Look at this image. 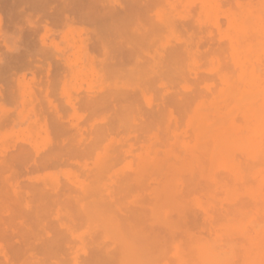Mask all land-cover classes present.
<instances>
[{
    "label": "rangeland",
    "instance_id": "rangeland-1",
    "mask_svg": "<svg viewBox=\"0 0 264 264\" xmlns=\"http://www.w3.org/2000/svg\"><path fill=\"white\" fill-rule=\"evenodd\" d=\"M262 2L0 0V264H207L218 246L226 261L216 263L264 264L261 176L243 187L224 173L218 186L212 173L183 172L169 176L180 188L162 203L164 175L141 164L184 161L207 100L228 88L233 53L251 39L237 38L230 17Z\"/></svg>",
    "mask_w": 264,
    "mask_h": 264
},
{
    "label": "bare ground",
    "instance_id": "bare-ground-1",
    "mask_svg": "<svg viewBox=\"0 0 264 264\" xmlns=\"http://www.w3.org/2000/svg\"><path fill=\"white\" fill-rule=\"evenodd\" d=\"M132 1V0H131ZM206 1V0H205ZM242 1V0H241ZM253 1V0H252ZM210 2V1H209ZM230 3V2H229ZM134 4V3H133ZM92 5V4H91ZM136 5V4H135ZM255 5V3H254ZM139 6V5H138ZM195 7V6H194ZM128 8V6H127ZM131 8V7H130ZM250 8V7H249ZM129 9V8H128ZM251 9V8H250ZM247 9L243 14H239L237 16H232L231 18V24L234 28V31L237 35V38L241 39L242 37H244L246 34H251L249 35V37L251 36V39H249V41L247 42V45L245 47V49L243 50V47L241 46V50H243L242 54L241 52L239 53V46L238 48L234 51L233 56H232V64L233 66H231V68L235 67V72L233 73V75L231 77H227L228 78V88L223 91V92H219L220 95L216 96L214 98V100L211 102V100H207L210 101V108L207 110L205 109V111L207 110V112L205 114H202L199 117V120L196 124V130H195V138H194V145L192 147L189 148L188 153L184 159L183 162H181L180 166L177 167L175 165H167L164 161H160L159 159H147V160H143V162L141 163L142 165L145 166H149L151 169H154L155 173L157 174H163L164 177L161 179V182L158 184L157 186V191H158V197H160V199L163 198L162 203L165 200H170L172 201L173 198L176 196V194H178V189L180 188L179 185L177 186L175 183L170 182V178L169 176H174L175 178H178L180 175H182L183 172H187L192 178H194L197 175H200V177L202 178L205 175L208 174H213L212 178L214 179V183L216 185H220V178L218 177V175L220 174H226V176L228 175L231 178V181H235V182H240L241 186H245V181L247 180V178L249 176L255 177L257 178L258 176L262 177V181L264 182V55L262 56L263 58L259 57V52H261V50L264 51V0L261 3V9L259 11H254V10H250ZM195 10V8H194ZM235 10V9H234ZM137 11V10H136ZM144 11V10H143ZM191 11V10H190ZM149 12V11H148ZM214 12V11H213ZM215 13V12H214ZM242 13V12H241ZM136 15V14H135ZM108 16V15H107ZM229 16V15H228ZM196 17V16H195ZM155 18V17H154ZM192 19V18H191ZM114 21V20H113ZM189 21V20H188ZM191 21V20H190ZM103 22V21H102ZM221 22V20H220ZM15 23V22H13ZM125 23V22H124ZM123 23V24H124ZM182 23V22H181ZM112 24V22H111ZM118 24V23H117ZM144 24V23H143ZM222 24V22H221ZM160 25V23H159ZM184 25V24H183ZM100 26V25H99ZM222 26V25H221ZM123 27V25H122ZM210 27V26H209ZM189 28V26H188ZM212 28V27H211ZM113 29V28H112ZM204 29V28H203ZM214 29V28H213ZM187 30V29H186ZM115 31V30H114ZM113 31V32H114ZM128 31V30H127ZM189 31V30H188ZM194 31V30H193ZM215 31V30H213ZM107 33V32H106ZM160 33V32H159ZM116 34V33H115ZM113 33V35H115ZM197 34V33H196ZM202 34V33H201ZM117 35V34H116ZM235 36V35H234ZM233 36V38H234ZM118 37V36H117ZM147 37V36H146ZM158 37V36H157ZM115 38V37H114ZM160 38V36H159ZM216 38V37H215ZM105 39V38H104ZM213 39V38H212ZM208 40V38L206 39ZM205 40V41H206ZM211 40V39H210ZM209 40V41H210ZM215 40V39H214ZM235 40V38H234ZM232 40V43L233 41ZM127 41V40H126ZM128 42V41H127ZM226 42V41H225ZM235 42V41H234ZM2 43V42H1ZM20 44V43H19ZM111 44V42L109 43ZM123 44V43H122ZM155 44V43H154ZM223 44V43H221ZM230 44V43H229ZM236 44V43H235ZM157 46V45H156ZM218 46V45H216ZM153 47V46H152ZM155 47V46H154ZM211 47V46H210ZM230 47V46H229ZM234 47V46H233ZM247 47H249L247 49ZM146 48V47H145ZM214 48V46H213ZM210 49V48H209ZM224 49V47H223ZM228 49V47H227ZM18 50V49H17ZM22 50V49H21ZM167 50V48H166ZM229 50V49H228ZM151 51V50H150ZM221 51V50H220ZM230 51V50H229ZM224 53V52H223ZM262 53V52H261ZM39 54V53H38ZM55 54V53H54ZM226 54V53H225ZM228 54V53H227ZM123 55V54H122ZM3 56V55H2ZM166 56V54H165ZM4 57V56H3ZM229 57V56H228ZM119 58V57H118ZM202 58V57H201ZM9 59V58H8ZM187 59V58H186ZM207 59V58H206ZM205 59V60H206ZM227 59V58H226ZM230 59V57H229ZM116 60V59H115ZM10 61V60H9ZM164 61V60H163ZM204 61V60H203ZM44 62V60H43ZM230 62V60H229ZM222 63V62H221ZM156 64V63H155ZM225 64V63H224ZM46 65V64H45ZM222 65V64H220ZM205 66V64H204ZM228 66V65H227ZM10 67V66H9ZM25 67V66H24ZM1 68V67H0ZM154 68V67H153ZM186 68V67H185ZM203 68V66H202ZM21 69V68H20ZM24 69V68H23ZM155 69V68H154ZM178 69V68H177ZM201 69V67H200ZM52 70V69H51ZM172 70V69H171ZM225 70V69H224ZM229 70V69H227ZM232 70V69H231ZM202 71V70H201ZM51 72V71H50ZM56 72V71H55ZM170 73V72H169ZM232 73V71L230 72ZM176 74V73H175ZM40 75V74H39ZM202 75V74H201ZM230 75V74H229ZM51 76V74H50ZM227 76V75H226ZM209 77V76H208ZM213 77V76H212ZM3 78V77H2ZM61 78V77H60ZM153 78V77H152ZM165 78V77H164ZM203 77H201L202 79ZM38 79V78H37ZM59 79V78H58ZM189 80V79H188ZM193 80V79H191ZM196 80V79H194ZM190 81V80H189ZM199 81V80H198ZM82 82V81H81ZM159 82V81H158ZM225 82V80H224ZM182 83V82H181ZM43 84V83H42ZM59 84V83H58ZM202 84V83H201ZM215 84V83H214ZM50 86V85H49ZM221 86V85H220ZM5 87V86H4ZM215 87V86H214ZM213 87V88H214ZM194 88V87H193ZM218 88V85H217ZM13 89V88H12ZM45 89V88H44ZM162 89V88H161ZM216 89V88H215ZM4 90V89H3ZM202 90V89H201ZM151 91V90H150ZM194 91V90H193ZM17 92V91H16ZM104 92V91H103ZM184 92V91H183ZM192 92V91H191ZM206 94V91H203ZM216 92V91H215ZM88 93V92H87ZM102 93V92H101ZM195 93V92H194ZM191 93V94H194ZM218 93V92H217ZM216 93V94H217ZM39 94V93H38ZM82 94V93H81ZM215 94V93H214ZM180 95V94H179ZM209 95V93L207 94ZM211 95V94H210ZM13 96V95H12ZM40 96V94H39ZM38 96V97H39ZM49 96V94H48ZM113 96V95H112ZM178 96V95H177ZM191 96V95H190ZM84 97V96H82ZM192 97H194L192 95ZM203 97V96H202ZM4 98V97H3ZM211 98V97H210ZM16 99V98H15ZM40 99V98H39ZM43 99V98H42ZM198 99H200L198 97ZM204 99V98H203ZM41 100V99H40ZM39 100V101H40ZM55 100V99H54ZM164 100V99H163ZM162 100V101H163ZM195 101V100H193ZM197 101V100H196ZM229 101L231 105H233V108L227 112V107L224 106V103ZM99 102V101H98ZM164 102V101H163ZM136 103V102H135ZM159 103V102H158ZM43 104V103H42ZM122 104V103H121ZM128 104V103H127ZM58 106V105H57ZM122 106V105H121ZM204 106V105H203ZM209 106V105H207ZM229 106V105H228ZM106 107V106H105ZM170 107V106H169ZM194 107V106H193ZM43 108V107H42ZM97 108V107H96ZM78 109V108H77ZM86 110V109H84ZM98 110V109H97ZM201 110V109H200ZM200 110H198V115ZM71 111V110H70ZM87 111V110H86ZM95 111V110H94ZM44 112V111H43ZM13 113V112H12ZM91 113V112H90ZM96 113V112H95ZM182 113V112H181ZM188 113V112H187ZM190 113V112H189ZM14 114V113H13ZM88 114V113H87ZM149 114V113H148ZM192 114V111H191ZM237 114H241L242 115V121L238 122L235 121L236 119H240L237 118L239 117ZM47 115V112H46ZM93 115V114H92ZM157 115V114H156ZM235 115H237V117L234 119ZM112 116V115H111ZM14 117V116H13ZM49 116H47L48 118ZM68 117V116H67ZM144 117V116H143ZM159 117V116H158ZM161 117V116H160ZM195 117V116H194ZM186 118V117H185ZM198 118V117H197ZM49 120V119H48ZM166 121V119H164ZM140 121V119H139ZM179 121V119H178ZM7 122V121H5ZM10 122V118L9 121ZM56 122V121H55ZM59 123V122H58ZM149 123V122H148ZM157 123V122H156ZM69 124V123H68ZM67 124V125H68ZM3 125V124H2ZM1 125V126H2ZM53 125V124H52ZM61 125V124H60ZM60 125H58L60 127ZM82 125V124H81ZM8 126V125H7ZM57 126V127H58ZM84 126V125H83ZM88 126V125H87ZM86 126V127H87ZM54 127V126H53ZM56 127V128H57ZM58 127V128H59ZM3 128V126H2ZM52 128V127H51ZM55 128V129H56ZM63 128V127H62ZM70 128V127H69ZM160 128V127H159ZM64 129V128H63ZM62 129V130H63ZM68 129V128H67ZM118 129V128H117ZM61 129L56 130L58 132H63L60 131ZM133 130V129H132ZM150 130V129H149ZM55 131V132H56ZM75 131V130H73ZM81 131V130H80ZM88 131V130H87ZM112 131V130H110ZM116 131V130H115ZM76 132V131H75ZM8 133V132H7ZM58 134V133H57ZM69 134V133H68ZM71 134V133H70ZM75 134V133H74ZM73 134V135H74ZM77 134V133H76ZM162 134V133H161ZM166 134V133H165ZM115 135V134H114ZM127 135V134H126ZM63 136V134H62ZM68 136V135H66ZM72 136V134H71ZM76 138L79 137L77 135H75ZM88 136V135H87ZM61 137V135H60ZM59 137V138H60ZM190 137V136H189ZM192 137V136H191ZM72 138V137H70ZM75 138V137H74ZM75 138V139H76ZM146 138V137H145ZM170 139V138H169ZM188 139V138H187ZM58 140V139H57ZM68 140V139H67ZM72 140V139H71ZM87 140V139H86ZM149 140V139H148ZM69 141V140H68ZM187 141V140H186ZM59 142V140H58ZM74 142V141H73ZM71 142V143H73ZM85 142V141H84ZM97 142V140H96ZM69 143V142H68ZM159 143V142H158ZM66 144V143H65ZM135 144V143H134ZM138 143H136L137 145ZM53 145V143H52ZM58 145V144H57ZM60 145V143H59ZM85 145V144H84ZM18 146V145H17ZM55 146V144H54ZM99 146V145H98ZM128 146V145H127ZM160 146V145H159ZM191 146V144L189 145ZM101 147V146H100ZM161 147V146H160ZM169 147V146H168ZM51 148V147H50ZM60 148V147H59ZM65 148V147H64ZM88 148V147H87ZM185 148V147H184ZM91 149V148H89ZM95 149V148H94ZM163 149V148H162ZM22 150V149H21ZM65 150V149H64ZM67 150V149H66ZM20 151V150H19ZM136 151V150H135ZM184 151V149H183ZM9 152V151H8ZM7 152V153H8ZM26 152V151H25ZM182 152V151H181ZM16 153V152H15ZM57 153V152H56ZM67 153V152H66ZM121 153V152H120ZM170 153V152H169ZM48 154V153H47ZM160 154V153H159ZM182 154V153H181ZM10 155V153H9ZM88 155V154H87ZM161 155V154H160ZM184 155V154H183ZM68 156V155H67ZM66 156V157H67ZM185 156V155H184ZM208 156L210 158L211 161V169H209V173H207V170L205 168V166H203L202 164V160L205 159V157ZM11 157V155H10ZM57 157V156H56ZM207 157V158H208ZM33 158V157H31ZM65 158V157H64ZM68 158V157H67ZM75 158V157H74ZM117 158V157H116ZM122 158V157H121ZM133 158V157H132ZM137 158V157H136ZM176 158V157H175ZM37 159V158H36ZM58 159V158H57ZM71 159V158H69ZM23 160V159H22ZM68 160V159H67ZM123 160V159H122ZM10 161V160H9ZM61 161V160H59ZM110 161V160H109ZM116 161V160H115ZM168 161H171L168 159ZM177 161V160H175ZM207 161V160H206ZM204 161V162H206ZM49 162V161H47ZM65 162V161H64ZM108 162V161H107ZM27 163V162H26ZM29 163V162H28ZM57 163V162H56ZM176 163V162H175ZM15 164V163H14ZM177 164V163H176ZM179 164V163H178ZM208 164V163H207ZM26 165V164H25ZM51 165V164H50ZM63 165V164H62ZM61 165V167H62ZM72 165V164H71ZM21 166V165H20ZM74 166V165H73ZM34 167V166H33ZM38 167V166H37ZM84 167V166H83ZM115 167V166H113ZM111 166V168H113ZM1 168V167H0ZM4 168V167H3ZM17 168V167H16ZM149 168V169H150ZM7 169V168H5ZM9 169V168H8ZM30 169V168H29ZM38 168H36L37 170ZM148 169V170H149ZM35 170V169H34ZM92 170V169H91ZM221 170V171H220ZM5 171V170H3ZM22 174L23 172L21 170H19ZM33 171V169H32ZM94 172V171H93ZM92 172V173H93ZM25 173V172H24ZM31 173V172H30ZM29 173V174H30ZM81 173V172H80ZM85 173V172H84ZM83 173V174H84ZM106 173V172H104ZM130 173V172H129ZM26 174V173H25ZM154 174V173H153ZM21 175V174H20ZM19 175V176H20ZM133 175V172H132ZM146 176L144 178H147V174H145ZM155 175V174H154ZM153 175V176H154ZM23 176V175H21ZM84 176V175H83ZM124 176V175H123ZM157 177H159V175H156ZM178 176V177H177ZM188 176V175H186ZM82 177V176H81ZM224 177V176H223ZM104 178V177H103ZM125 178V177H124ZM169 178V179H167ZM186 178V177H185ZM205 178V177H204ZM211 178V177H210ZM209 178V179H210ZM211 178V179H212ZM254 178V180H256ZM102 179V178H101ZM146 179V181H147ZM158 179V178H157ZM172 179V178H171ZM183 179V178H182ZM186 180V179H185ZM191 180V179H190ZM224 180V179H223ZM228 180V179H227ZM248 180L250 181V179L248 178ZM128 181V180H127ZM132 181V180H130ZM199 181V180H198ZM253 181V180H252ZM251 181V182H252ZM258 181V180H257ZM27 182V181H26ZM142 182V181H141ZM144 182V181H143ZM207 182V181H206ZM248 182V181H247ZM250 182V183H251ZM260 182V181H259ZM21 183V182H20ZM28 183V182H27ZM189 183V182H188ZM208 183V182H207ZM228 183V182H227ZM249 183V182H248ZM146 184V183H145ZM143 184V188L144 185ZM261 184V183H260ZM36 185V184H35ZM223 185V184H222ZM221 185V186H222ZM235 185V183H234ZM21 186V184H20ZM25 186V185H24ZM134 186V185H133ZM132 186V187H133ZM137 186V184H136ZM147 186V184H146ZM152 186V185H151ZM205 186V185H204ZM207 186V185H206ZM239 186V185H238ZM264 186V183H263ZM262 184L260 185L259 189H261ZM119 187V186H118ZM122 187V186H121ZM150 187V186H149ZM224 187V186H222ZM228 187V186H227ZM246 187V186H245ZM25 188V187H24ZM126 188V187H125ZM142 188V189H143ZM150 189V188H149ZM246 189V188H245ZM244 189V190H245ZM43 190V189H42ZM127 190V189H126ZM141 190V189H140ZM145 190V189H144ZM147 190V189H146ZM145 190V191H146ZM238 190V189H237ZM243 190V191H244ZM250 190V189H249ZM248 190V192H249ZM262 192L264 189H261ZM48 191V190H47ZM77 191V190H76ZM143 191V190H142ZM155 191V190H153ZM156 191V192H157ZM183 191V190H182ZM186 191V190H185ZM204 191V190H203ZM213 191V190H212ZM9 192L10 189H9ZM44 192V191H43ZM195 192V191H194ZM205 192V191H204ZM222 192V191H221ZM254 192V191H253ZM77 193V192H76ZM123 193V192H122ZM134 193L135 190H134ZM208 193V192H207ZM220 193V192H219ZM218 193V194H219ZM12 194V193H11ZM42 194V193H41ZM57 194V193H56ZM62 194V193H61ZM72 194V193H71ZM74 194V193H73ZM79 194V191L78 193ZM119 194V193H118ZM121 194V193H120ZM124 194V193H123ZM154 194V193H153ZM194 194V193H193ZM258 194V192L256 193V195ZM263 194V193H262ZM261 194V195H262ZM80 195V194H79ZM183 195V193H182ZM188 195V194H187ZM221 195V194H220ZM254 195V194H253ZM255 195V196H256ZM34 196V195H33ZM65 196V195H64ZM94 196V194H93ZM125 196V195H124ZM207 196V195H206ZM216 196V195H215ZM223 196V195H222ZM254 196V197H255ZM259 196V201L261 199V206L264 205V194L263 196H260V194H258ZM2 197V196H1ZM39 197V196H38ZM55 197V196H54ZM53 197V198H54ZM58 197V196H57ZM95 197V196H94ZM105 197V196H104ZM130 197V195H129ZM183 197V196H182ZM190 197V196H189ZM188 197V198H189ZM52 198V199H53ZM63 198V197H62ZM65 198V197H64ZM77 198V197H76ZM201 198V197H200ZM245 198V197H243ZM5 199V198H4ZM124 199V198H123ZM128 199V198H127ZM143 199V198H142ZM172 199V200H171ZM186 199V198H185ZM35 200V199H34ZM44 200V199H43ZM82 200V199H81ZM181 200V199H180ZM213 200V199H212ZM243 200V199H242ZM4 201V200H3ZM6 201V200H5ZM4 201V202H5ZM38 201V200H37ZM35 201V202H37ZM50 201V200H49ZM109 201V200H108ZM150 201V200H149ZM160 200H157V202ZM207 201V200H206ZM248 201V200H247ZM114 202V201H113ZM240 202V201H239ZM7 203V202H6ZM9 203V202H8ZM49 203V202H47ZM56 203V201H55ZM161 203V202H160ZM181 203V202H180ZM216 203V202H215ZM218 203V202H217ZM243 203V202H241ZM252 203V202H251ZM124 204H126L124 202ZM144 204V203H143ZM148 204V203H147ZM256 204V202H255ZM258 204V202H257ZM256 204V205H257ZM11 205V204H10ZM49 205V204H48ZM56 205V204H54ZM58 205V204H57ZM77 205V204H76ZM119 205V204H118ZM150 205V204H149ZM176 205V203H175ZM229 205V204H228ZM12 206V205H11ZM15 206V205H14ZM18 206V205H17ZM61 206V205H60ZM66 206V205H65ZM72 206V205H71ZM120 206V205H119ZM217 206V205H215ZM254 206V205H253ZM53 207V205H52ZM135 207V206H134ZM142 207V206H141ZM192 207V206H191ZM226 207V206H224ZM245 208V206H243ZM54 208V207H53ZM102 208V207H101ZM178 208V207H177ZM212 208V207H211ZM215 208V207H213ZM230 208V207H229ZM228 208V209H229ZM238 208V207H237ZM255 208V207H254ZM15 209V208H14ZM13 209V210H14ZM18 208H16L17 211ZM212 210V209H211ZM216 210V209H215ZM254 210V209H252ZM250 210V211H252ZM12 211V210H11ZM197 211V210H195ZM242 211V210H241ZM13 212V211H12ZM77 212V211H76ZM79 212V210H78ZM212 212V211H211ZM214 212V211H213ZM18 213V212H16ZM20 213V212H19ZM181 213V212H180ZM217 213V212H216ZM235 213V211H234ZM239 213V212H238ZM261 213V212H260ZM11 214V213H10ZM14 214V213H12ZM79 214V213H78ZM244 214V212L242 213ZM251 214V213H250ZM250 214H247V216ZM122 215V214H121ZM214 215V213H213ZM234 215V214H233ZM8 216V215H7ZM12 216V215H11ZM16 216V214H15ZM50 216V215H48ZM126 216V215H125ZM140 216V214H139ZM142 216V215H141ZM185 216V215H184ZM230 216V215H229ZM227 216V217H229ZM246 216V219H247ZM5 217V216H4ZM10 217V216H9ZM51 217V216H50ZM146 217V216H145ZM175 217V216H174ZM243 215H242V219H243ZM254 217V216H253ZM252 217V218H253ZM262 217V216H261ZM6 218V217H5ZM14 218V216H13ZM41 218V217H40ZM245 218V217H244ZM260 218V217H259ZM15 220L17 218H14ZM75 219V218H74ZM152 219V218H151ZM244 219V220H246ZM251 220V218H250ZM136 221V220H135ZM143 221V220H142ZM145 221V220H144ZM188 221V220H187ZM254 222V221H253ZM256 222V221H255ZM258 222V221H257ZM260 222V221H259ZM14 223V222H13ZM263 223V222H262ZM17 224V223H16ZM81 224V223H80ZM244 224V223H243ZM259 224V223H258ZM2 226H4L3 224H0ZM264 225V223H263ZM13 226V225H12ZM238 226V224H237ZM251 226V225H249ZM254 226V224H253ZM15 226H13L14 228ZM262 227V226H261ZM17 228V227H16ZM23 228V227H22ZM184 228V227H183ZM191 228V227H190ZM245 228V227H244ZM249 228V227H248ZM252 228V226H251ZM128 229V227H127ZM239 229V228H238ZM255 229V228H253ZM1 230V229H0ZM152 230V229H151ZM155 230V229H154ZM206 230V229H205ZM257 230V228H256ZM34 231V230H33ZM49 231V230H48ZM212 231V230H211ZM252 231V230H251ZM2 232V230L0 231V233ZM36 232V231H35ZM142 232V231H141ZM163 232V231H162ZM208 232V231H207ZM247 232V231H246ZM32 233V232H31ZM204 233V232H203ZM202 233V234H203ZM236 233V232H235ZM243 233V232H242ZM249 233V232H248ZM8 234V233H7ZM10 234V233H9ZM39 234V233H38ZM62 234V233H61ZM150 234V233H149ZM200 234V233H198ZM208 234V233H207ZM246 234V233H245ZM1 235V234H0ZM180 236V233L178 234ZM251 235V234H250ZM35 236V235H34ZM2 237V236H1ZM27 237V236H25ZM144 237V234H143ZM197 237V236H196ZM209 237V236H208ZM207 237V238H208ZM6 238V237H5ZM22 238V237H21ZM66 238V237H65ZM226 238V237H225ZM253 238V237H252ZM261 238V237H260ZM264 238V237H263ZM186 239V238H185ZM217 239V238H216ZM244 239V238H242ZM34 240V239H33ZM47 240V239H46ZM215 240V239H214ZM230 240V239H228ZM240 240V239H239ZM256 240V238H255ZM22 241V239H21ZM58 241V240H57ZM155 241V240H154ZM194 241V240H193ZM218 241V240H216ZM9 242V241H8ZM98 242V241H97ZM151 242V241H150ZM191 242V241H190ZM264 242V240H263ZM23 243V242H22ZM33 243V242H32ZM153 243V241H152ZM66 244V243H64ZM155 244V243H154ZM20 245V244H19ZM28 245V244H27ZM162 245V244H161ZM23 246V245H22ZM169 246V245H168ZM6 247V246H5ZM153 247V246H152ZM219 247V246H218ZM217 247V248H218ZM21 248V247H20ZM60 248V247H59ZM65 248V247H64ZM217 248H213V250L215 249L216 252H214L211 248V250L209 249V251H211L208 255V253H206L207 255H205L206 257H210L212 258V260H210L211 262H214L215 260L219 261V257L223 258L222 255L218 257V259L216 258L218 255L221 254V252L223 251L222 248H225L224 246H222L221 252L219 253ZM260 248V247H259ZM23 249V248H22ZM61 249V248H60ZM264 249V246H263ZM21 250V249H20ZM69 250V249H68ZM187 250V249H186ZM189 250V249H188ZM153 251V249H152ZM242 251V250H241ZM23 252V251H22ZM26 252V251H25ZM115 252V251H114ZM155 252V251H154ZM244 252V251H243ZM89 253V252H88ZM170 253V251H169ZM192 253V252H191ZM222 253H225V251H223ZM236 253V252H235ZM99 254V253H98ZM211 254V255H210ZM243 254V253H242ZM224 255V254H223ZM230 255V253H229ZM228 255V256H229ZM241 255V253H240ZM159 256V255H158ZM191 256V255H189ZM226 256V254H225ZM262 256V255H261ZM264 256V255H263ZM87 257V256H86ZM167 257V256H166ZM187 257V256H186ZM205 257V261L207 262V258ZM227 257V256H226ZM237 256H235L236 258ZM120 258V257H119ZM262 258V257H261ZM213 259H215L213 261ZM224 259V258H223ZM260 259V258H259ZM43 260V259H42ZM162 260V259H161ZM258 260V259H257ZM44 261V260H43ZM195 261V260H194ZM209 261V260H208ZM209 261V263L207 264H211ZM226 261V258L224 259L223 262ZM241 261V260H240ZM260 264L262 259L259 260ZM258 261V262H259ZM106 262V261H105ZM189 262V261H188ZM220 263H222V259H220L219 261ZM257 262V261H256ZM255 262V263H256ZM35 263V262H34ZM42 263V262H41ZM220 263H216V264H220ZM229 263L228 259L226 264ZM18 264V263H17ZM37 264V263H36ZM89 264V263H88ZM224 264V263H223ZM240 264V263H239ZM253 264V263H252ZM257 264V263H256ZM259 264V263H258Z\"/></svg>",
    "mask_w": 264,
    "mask_h": 264
}]
</instances>
